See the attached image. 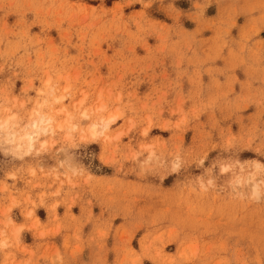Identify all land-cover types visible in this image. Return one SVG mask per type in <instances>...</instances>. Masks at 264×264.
<instances>
[{
	"label": "rangeland",
	"instance_id": "1",
	"mask_svg": "<svg viewBox=\"0 0 264 264\" xmlns=\"http://www.w3.org/2000/svg\"><path fill=\"white\" fill-rule=\"evenodd\" d=\"M12 116L0 264H264V0H0Z\"/></svg>",
	"mask_w": 264,
	"mask_h": 264
},
{
	"label": "bare ground",
	"instance_id": "2",
	"mask_svg": "<svg viewBox=\"0 0 264 264\" xmlns=\"http://www.w3.org/2000/svg\"><path fill=\"white\" fill-rule=\"evenodd\" d=\"M37 116L35 119H33L30 123V125L28 126L29 128H31V132L29 134V141L30 143L33 142L37 136L40 133H45V132H51L52 131V125L50 123L51 119L47 118L45 115H40L38 114V112H36ZM82 118H87V114L86 112H82L81 113ZM13 117V116H12ZM115 116H111L109 117L107 120L103 121V126L101 127V129H105L109 126V124L111 122H113L115 120ZM10 121V119H6L4 122H0V124H5L7 125V129L4 132L5 134V141L13 143L14 141V132L11 131L8 127V122ZM42 124H45L44 127H42ZM58 128H61V126L59 125ZM89 132L88 134L90 135V137H95V135H97L99 133V127L97 126L96 123L91 124V126L88 128ZM10 138V139H9ZM6 145V144H5ZM9 145V144H8ZM10 146V145H9ZM16 148L19 149V145L16 144ZM248 183L252 181L251 177H248L246 180ZM253 188L256 187L255 185H252Z\"/></svg>",
	"mask_w": 264,
	"mask_h": 264
},
{
	"label": "clouds",
	"instance_id": "3",
	"mask_svg": "<svg viewBox=\"0 0 264 264\" xmlns=\"http://www.w3.org/2000/svg\"><path fill=\"white\" fill-rule=\"evenodd\" d=\"M10 120L15 119L14 117H9ZM7 129V125L5 124H0V131H5ZM10 139V138H9Z\"/></svg>",
	"mask_w": 264,
	"mask_h": 264
}]
</instances>
